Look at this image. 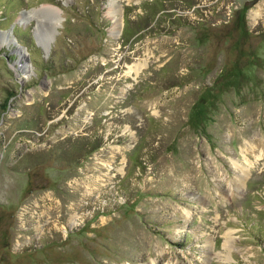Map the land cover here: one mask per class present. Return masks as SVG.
Returning a JSON list of instances; mask_svg holds the SVG:
<instances>
[{
  "label": "rangeland",
  "instance_id": "obj_1",
  "mask_svg": "<svg viewBox=\"0 0 264 264\" xmlns=\"http://www.w3.org/2000/svg\"><path fill=\"white\" fill-rule=\"evenodd\" d=\"M250 1L0 0V264H264Z\"/></svg>",
  "mask_w": 264,
  "mask_h": 264
},
{
  "label": "water",
  "instance_id": "obj_2",
  "mask_svg": "<svg viewBox=\"0 0 264 264\" xmlns=\"http://www.w3.org/2000/svg\"><path fill=\"white\" fill-rule=\"evenodd\" d=\"M253 3V0L250 1V4ZM55 9L57 11V16L55 18V20L53 21L49 31L47 33H45L43 36H42V33L40 31V26L39 25H36L34 27V30H33V36L35 39H40L41 40V46L44 47L45 45V51L47 52L48 51V48L50 46V41L51 39H53L54 35H55V31L57 30V26L60 24V20H61V15L59 14L60 13V9L57 8L56 6H52V5H43V6H39L37 8H32V9H28V10H22L23 13H26L28 11H32L34 12L35 15H39V13L41 12V10L43 9Z\"/></svg>",
  "mask_w": 264,
  "mask_h": 264
},
{
  "label": "bare ground",
  "instance_id": "obj_3",
  "mask_svg": "<svg viewBox=\"0 0 264 264\" xmlns=\"http://www.w3.org/2000/svg\"><path fill=\"white\" fill-rule=\"evenodd\" d=\"M110 6H111V4H110ZM29 12H31V11H28V12H26V13H24V14L27 15V17L33 16V15H32L31 13H29ZM32 13H34V12H32ZM112 16H113V19H114V22H115L116 19H117L115 13H112ZM21 55H22V57H23V53H21ZM20 66H21V69H23L24 72L27 70L26 68H28L27 65H26L25 63H22V64L20 63Z\"/></svg>",
  "mask_w": 264,
  "mask_h": 264
}]
</instances>
